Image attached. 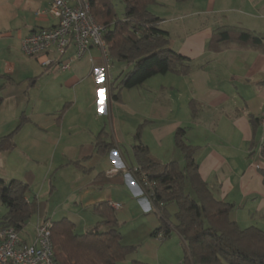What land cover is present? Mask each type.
Segmentation results:
<instances>
[{"label":"crops","instance_id":"0c3cea01","mask_svg":"<svg viewBox=\"0 0 264 264\" xmlns=\"http://www.w3.org/2000/svg\"><path fill=\"white\" fill-rule=\"evenodd\" d=\"M50 5L51 0H0V137L16 129H4L17 119L5 114L8 106L20 110L17 121L23 123L13 134L14 147L0 151V178L15 179L3 173V158L13 159L19 147L35 160L58 150L64 165L76 168L75 207L91 209L94 221L74 211H46L44 200L29 192L26 198L38 210L32 215L34 229L24 227L21 239L32 242L40 223L61 218L72 221L76 231L77 223L83 222L77 231L83 233L101 220L96 211L100 202L121 204L118 209L111 206L115 212L135 202L145 214H157L133 174L138 168L134 147L144 146L161 164L176 162L182 168L184 155L174 137L179 129L183 142L195 152L202 181L217 200L233 205L230 218L241 227L264 230V127L258 122L264 108V0H154L149 11L160 18L158 27L168 33L169 47L189 61L190 69L181 73L177 66L138 86L107 91L105 97L98 93L93 74L103 65L97 48L78 60L72 59V45L60 57L51 51L38 59L22 51L25 37L57 23ZM219 27L248 29L263 42L218 44L212 37ZM45 59L50 64L42 65ZM67 60L68 69L56 66ZM34 63L44 69L33 73ZM130 68L110 57L113 79ZM47 73L54 90L41 103L34 91L37 82L50 77ZM66 90L73 99L54 107L56 95ZM36 104L42 112L27 114ZM76 108L74 118H69ZM96 141L102 147H96ZM156 217L153 230L160 223Z\"/></svg>","mask_w":264,"mask_h":264},{"label":"trees","instance_id":"16d2710c","mask_svg":"<svg viewBox=\"0 0 264 264\" xmlns=\"http://www.w3.org/2000/svg\"><path fill=\"white\" fill-rule=\"evenodd\" d=\"M123 13L118 17L113 0H89L91 12L103 34L109 56L130 64V69L114 78L108 86V94L119 88L140 85L146 79L164 74L179 67V72L190 69L189 61L168 45V33L158 27L160 18L152 14L148 6L154 0H119ZM240 40L259 46L263 37L248 29L219 27L212 41ZM117 82V86L115 82ZM116 98L117 94L111 95ZM0 137V151L14 147L13 134ZM183 130L175 133L176 147L184 155L181 168L176 162L161 164L144 146L137 145L134 152L138 168L133 171L138 182L140 173L155 180L152 206L159 216V226L151 235L161 231L164 237L175 231L183 243L184 264H264V230L256 226L241 227L230 218L231 203L217 200L197 172L195 152L182 139ZM102 147L99 142L94 143ZM29 185L18 179L5 182L0 178V204L5 213L0 226H12L18 232L24 229L38 210L26 194ZM175 203V223L167 219L166 206ZM101 220L83 233L67 218L50 222V237L55 260L60 264H116L124 259L132 247L122 242L117 230L115 210L106 202L96 206ZM134 264H140L135 262Z\"/></svg>","mask_w":264,"mask_h":264},{"label":"rangeland","instance_id":"374dc122","mask_svg":"<svg viewBox=\"0 0 264 264\" xmlns=\"http://www.w3.org/2000/svg\"><path fill=\"white\" fill-rule=\"evenodd\" d=\"M113 4L118 17H121L123 13L122 3L119 0H113ZM40 69L42 70L44 68L37 63L33 64V73L37 74ZM108 73L112 76L110 73V66ZM47 75L50 77H44L37 82L36 91H34L36 94L35 98L37 99L38 97L41 103L44 101L48 93L53 92L52 76L48 73ZM56 93L57 91L55 94ZM72 99V92L66 90V92H62L60 96L56 95V101L53 103L56 106L54 107L58 108V106H61L66 100L71 101ZM94 107L97 113L96 105ZM33 109L29 110L27 114L30 113V115H33L39 111L41 113L44 108L42 109L40 105L36 104ZM77 109L78 108L69 113V118H74ZM3 112L4 111H2V113ZM19 112L20 110L17 111L11 106H8L5 110V114L11 119L16 117L19 119ZM100 114L104 115L103 113ZM17 119L14 123L9 122L7 125L8 127L4 129L11 130L15 125V128L22 126L23 123L21 124V121L18 122ZM17 123H20L21 125H18ZM107 124L110 127V123L107 122ZM59 155L60 153L57 150L55 154L52 152L48 155H44L39 160H35L26 155L19 147L18 150H15L14 153H12L11 156L13 159H10V157L6 159L3 158V173L8 175V177H11V174L16 175L13 176L15 179L27 182L29 185L28 193L32 192L37 200H44V205L47 209L46 211L55 210L58 213L74 211L86 220L94 221V213L91 209L84 207L81 208L80 206L75 207L74 200H78L79 194L78 192L76 193L74 189L73 181L75 179L74 176H76L74 174L76 168L72 165H64L65 160L63 157L59 158ZM50 189H52V192H50ZM150 204L152 203L150 202ZM175 208V203L166 206L167 219L171 223L175 218L173 214V209ZM4 211L5 207L0 204V214ZM115 213L118 221L117 230L121 234L122 242L133 248L132 252H130L124 259L117 261L116 264H134L135 262L140 264H178L183 261V243L175 231L172 230L169 236L164 237L162 240H158L155 235H151L154 228L152 223L157 218V214L153 211L149 214H145L135 202H131ZM35 219V216H33L26 224L25 227L28 230L34 229ZM82 225L83 222L77 223V231L82 228Z\"/></svg>","mask_w":264,"mask_h":264},{"label":"built area","instance_id":"2783aa9c","mask_svg":"<svg viewBox=\"0 0 264 264\" xmlns=\"http://www.w3.org/2000/svg\"><path fill=\"white\" fill-rule=\"evenodd\" d=\"M49 13L57 19V23L52 27L36 29L25 37L21 44L24 54L39 59L53 51L60 57L72 45L74 47L72 59L78 60L88 53L91 47L97 48L103 65L95 67L93 74L98 93L105 97L108 85L113 80L108 73L110 57L103 38L105 28L96 22L89 0H51ZM41 64L48 65L50 60H42ZM70 65L71 62L68 60L56 64L60 70H66ZM258 122L264 127V108L258 116ZM139 175L142 192L151 202L157 183L155 180H149L145 173ZM111 206L115 209L120 207L118 203H111ZM155 237L162 240L164 235L158 231ZM0 264H60L54 257L50 222L44 221L37 226L36 236L32 242L21 239L19 232L12 226L1 225Z\"/></svg>","mask_w":264,"mask_h":264}]
</instances>
